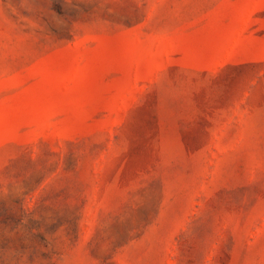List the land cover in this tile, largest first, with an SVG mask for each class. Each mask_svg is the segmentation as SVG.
Returning <instances> with one entry per match:
<instances>
[{"label":"rangeland","instance_id":"obj_1","mask_svg":"<svg viewBox=\"0 0 264 264\" xmlns=\"http://www.w3.org/2000/svg\"><path fill=\"white\" fill-rule=\"evenodd\" d=\"M0 264H264V0H0Z\"/></svg>","mask_w":264,"mask_h":264}]
</instances>
